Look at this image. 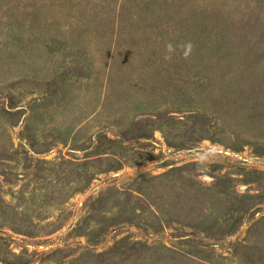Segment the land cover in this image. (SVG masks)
Returning a JSON list of instances; mask_svg holds the SVG:
<instances>
[{
    "label": "rangeland",
    "instance_id": "obj_1",
    "mask_svg": "<svg viewBox=\"0 0 264 264\" xmlns=\"http://www.w3.org/2000/svg\"><path fill=\"white\" fill-rule=\"evenodd\" d=\"M0 264H264V0H0Z\"/></svg>",
    "mask_w": 264,
    "mask_h": 264
},
{
    "label": "clouds",
    "instance_id": "obj_2",
    "mask_svg": "<svg viewBox=\"0 0 264 264\" xmlns=\"http://www.w3.org/2000/svg\"><path fill=\"white\" fill-rule=\"evenodd\" d=\"M182 50V55H183V58L184 59H187L191 53H192V50H193V44L189 41V42H186L182 45L179 46ZM166 50L167 52L169 53L168 55H166L164 58L166 60H171L172 59V55L175 51H176V46H174L173 44L171 43H168L166 45Z\"/></svg>",
    "mask_w": 264,
    "mask_h": 264
}]
</instances>
